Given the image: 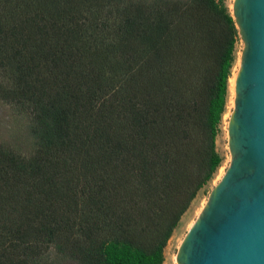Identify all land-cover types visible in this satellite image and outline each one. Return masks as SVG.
<instances>
[{
    "label": "trees",
    "instance_id": "obj_1",
    "mask_svg": "<svg viewBox=\"0 0 264 264\" xmlns=\"http://www.w3.org/2000/svg\"><path fill=\"white\" fill-rule=\"evenodd\" d=\"M238 33L224 0H0V264H163L221 164Z\"/></svg>",
    "mask_w": 264,
    "mask_h": 264
},
{
    "label": "water",
    "instance_id": "obj_2",
    "mask_svg": "<svg viewBox=\"0 0 264 264\" xmlns=\"http://www.w3.org/2000/svg\"><path fill=\"white\" fill-rule=\"evenodd\" d=\"M231 16L243 42L227 128L231 160L177 264H264V0H233Z\"/></svg>",
    "mask_w": 264,
    "mask_h": 264
},
{
    "label": "rangeland",
    "instance_id": "obj_3",
    "mask_svg": "<svg viewBox=\"0 0 264 264\" xmlns=\"http://www.w3.org/2000/svg\"><path fill=\"white\" fill-rule=\"evenodd\" d=\"M130 0H124L128 2ZM225 5L228 8L230 14V2L231 0H224ZM238 33V32H237ZM243 50V42L238 35V42L236 44L235 52V65H237V60L241 56ZM232 68V69H233ZM232 71V70H231ZM228 106V89L226 97V107L225 113L229 111ZM234 108V107H233ZM233 108H230L232 112ZM223 114V116H224ZM219 134L215 140V151L221 158V164L214 173L212 179L197 193L196 197L193 199L191 204L185 213L181 216L177 227L174 229L170 239L168 240L164 248V262L163 264H177L176 255L179 246L188 232L190 226L198 218L203 207L207 203L209 194L212 188L217 184L216 176L219 169L227 170L231 154L228 148V134L227 126L223 122V117L219 127ZM0 146L11 150L12 152L19 154L21 156L27 157L34 151V138L31 133V125L28 115L23 111V109L15 104L8 103L7 101L0 98Z\"/></svg>",
    "mask_w": 264,
    "mask_h": 264
},
{
    "label": "bare ground",
    "instance_id": "obj_4",
    "mask_svg": "<svg viewBox=\"0 0 264 264\" xmlns=\"http://www.w3.org/2000/svg\"><path fill=\"white\" fill-rule=\"evenodd\" d=\"M232 2L233 0H231L230 2V9L232 10ZM237 65H235V67L232 69L231 71V75L229 77L228 80V106L232 109L234 107V99H235V80H236V75H237V70L239 67V61H240V56L237 60ZM230 108L228 113H225L223 116V122L225 123V125L228 128V121H229V117H230ZM225 170L219 169V172L216 176V181L217 183L221 180V178L223 177V175L225 174ZM191 228V226H190Z\"/></svg>",
    "mask_w": 264,
    "mask_h": 264
}]
</instances>
